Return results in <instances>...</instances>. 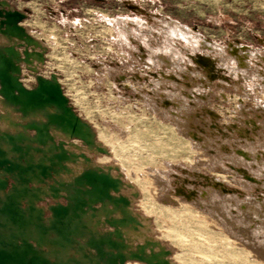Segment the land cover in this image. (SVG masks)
Returning a JSON list of instances; mask_svg holds the SVG:
<instances>
[{
	"label": "rangeland",
	"instance_id": "rangeland-1",
	"mask_svg": "<svg viewBox=\"0 0 264 264\" xmlns=\"http://www.w3.org/2000/svg\"><path fill=\"white\" fill-rule=\"evenodd\" d=\"M2 1L22 13L36 42L0 33V44L21 53L18 81L32 89L38 76H55L94 134L89 145L49 129L63 170L22 167V208L32 209L31 193L44 219L56 209L64 219L63 186L84 169L108 170L106 197L124 200L136 221L124 233L117 212L98 220L113 254L124 250L120 264H157L159 246L164 264H264V0ZM25 50L41 58L27 61ZM7 112L0 93L1 130ZM10 114L27 123L19 110ZM10 165L0 159V196L16 187ZM91 205L107 208L100 197Z\"/></svg>",
	"mask_w": 264,
	"mask_h": 264
},
{
	"label": "bare ground",
	"instance_id": "bare-ground-1",
	"mask_svg": "<svg viewBox=\"0 0 264 264\" xmlns=\"http://www.w3.org/2000/svg\"><path fill=\"white\" fill-rule=\"evenodd\" d=\"M5 4L6 1L0 2L1 35L15 41L35 44L19 23L22 13L6 9ZM235 52L234 50L233 54ZM24 56L27 61L41 58L38 51L32 50H25ZM20 57L21 53L13 45L0 44V93L3 105L8 108V112L1 117L9 126L4 130L0 129V151H4V154H0V159L11 161L10 166L14 169L17 182L10 193L0 196V264H120L122 259L119 255L124 253V250L118 248V252L113 254L114 246L101 238L97 228L98 220L101 215L109 218L115 215L112 212H117L119 216L124 217L123 220L117 221L124 233L133 230L136 221L131 218L130 209L124 200L116 202L106 197V186L114 183L108 170L92 167L84 169L80 176L72 177L73 179L63 186L70 202L69 214L64 219L60 218L58 209L53 210L51 218L44 219L34 207V197L31 193L27 198L32 209L22 208L20 201L24 196V184L18 179L22 167L30 165L29 172L32 173V170L38 172L43 168L52 167L55 163L58 171L63 170L58 158L63 150L61 146H56L49 129H57L67 135H78L89 145H94V134L90 126L77 117L68 106L55 76H38L37 85L32 89L25 88L18 81L17 62ZM202 62L207 68L212 67V63L205 60ZM10 110H19L27 123L20 127L22 122H16L10 116ZM28 127L35 129L33 137L28 135ZM20 156L24 157V161ZM2 185L0 183V191ZM99 197L102 198V205L107 208L94 210L91 203ZM81 201L87 203L85 209L79 205ZM109 202L112 203V208H108ZM78 237H81L83 242ZM31 238L35 239L38 245L45 246L46 251L33 249L29 243ZM146 240L144 246L149 244V240ZM75 243L78 246L74 254L69 256L70 247ZM144 246L139 247L135 253H143ZM87 247H95V253H87ZM153 257L157 264H164L166 258L163 247L159 246L158 253Z\"/></svg>",
	"mask_w": 264,
	"mask_h": 264
}]
</instances>
